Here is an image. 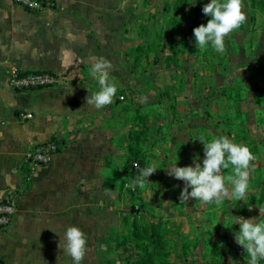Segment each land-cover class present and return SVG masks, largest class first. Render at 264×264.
I'll return each mask as SVG.
<instances>
[{
  "label": "crops",
  "instance_id": "crops-1",
  "mask_svg": "<svg viewBox=\"0 0 264 264\" xmlns=\"http://www.w3.org/2000/svg\"><path fill=\"white\" fill-rule=\"evenodd\" d=\"M53 1V9L35 14L0 0V114L6 118L0 126V198L20 191L11 227L0 231V264H73L58 247L68 226L87 236L82 264H139L153 241L188 238V221L164 215L162 192L120 187L113 111L85 102L98 91L90 69L100 57L111 62L109 82L115 78L123 88L140 82L128 67L131 52L149 45L148 0ZM253 41L252 61L264 57V32ZM12 64L49 69L65 85L14 92L7 86ZM187 107V120L178 117L169 125L182 124L191 134L205 128V111ZM21 111L32 117L20 119ZM51 139L61 142L52 161L31 168V147ZM105 188L112 191L105 194ZM177 204H169V212Z\"/></svg>",
  "mask_w": 264,
  "mask_h": 264
},
{
  "label": "rangeland",
  "instance_id": "rangeland-1",
  "mask_svg": "<svg viewBox=\"0 0 264 264\" xmlns=\"http://www.w3.org/2000/svg\"><path fill=\"white\" fill-rule=\"evenodd\" d=\"M210 2L148 0L149 45L137 46L131 52L128 67L130 75L140 82L123 88L111 78L117 93L114 103L106 107L113 111L115 121L118 184L132 187L127 173L130 160H136L142 168L154 163L160 169L148 177L152 184L135 190L162 192L159 200L167 206L164 215L188 221V238L175 243L164 240L161 264H248L246 251L234 239L239 224L233 222L241 216L264 222L259 210L264 208V57H254L253 61L251 57L253 38L264 32V0H243L246 23L225 38L222 53L210 45L198 50L195 44L193 29L210 19L202 12ZM115 69L123 74L122 67ZM188 105L197 112L204 110L207 124L192 134L182 124L169 125L178 117L182 122L187 120ZM128 118L130 124L125 122ZM220 136L246 145L255 156L245 202L228 198L216 205L190 198L180 204L184 182L169 176L166 169L176 157L178 167L194 166V161L203 166L200 140L206 143ZM222 174L232 175V167ZM226 186L231 192L227 181ZM171 203L179 207L172 208V213Z\"/></svg>",
  "mask_w": 264,
  "mask_h": 264
},
{
  "label": "clouds",
  "instance_id": "clouds-1",
  "mask_svg": "<svg viewBox=\"0 0 264 264\" xmlns=\"http://www.w3.org/2000/svg\"><path fill=\"white\" fill-rule=\"evenodd\" d=\"M193 6L195 3L192 4ZM243 0H211L203 6L202 12L210 17L206 25L201 24L193 29L195 44L198 50H206L210 45L214 51H225V38L246 23L247 15L244 11ZM69 56V53H65ZM72 61L65 65L68 68ZM111 62L104 57L96 59L90 69V75L100 85L99 91L86 98L88 105L102 109L114 103L117 87L109 82ZM204 146L203 166L194 161V166L178 167L175 162L167 170V174L184 182L179 200L186 204L192 198L203 204L215 203L221 205L225 199L231 198L245 202L249 190L250 169L254 167L255 156L243 144L234 143L227 136L214 137L209 142L200 140ZM232 167L233 174L225 176L223 170ZM139 168V165H134ZM158 168L154 163L139 168V175L132 182V187L144 189L148 180ZM231 185V192L226 186ZM191 189V191H189ZM112 190L105 188V194ZM264 215V208H259ZM233 224H239V231L234 233L235 242L241 246L248 256V264H259L264 260V222H256V218L245 219L235 217ZM60 237V236H59ZM58 247L63 248L73 264H82L87 253V236L77 226H68L63 237H60Z\"/></svg>",
  "mask_w": 264,
  "mask_h": 264
},
{
  "label": "built area",
  "instance_id": "built-area-1",
  "mask_svg": "<svg viewBox=\"0 0 264 264\" xmlns=\"http://www.w3.org/2000/svg\"><path fill=\"white\" fill-rule=\"evenodd\" d=\"M15 4L26 11L41 14L53 9V0H12ZM65 85L62 78L54 71L49 69H25L17 64L9 67L7 76V86L14 92H27L48 87H57ZM123 98V96H120ZM20 119H29L32 113L21 111L18 114ZM6 123V118L0 114V126ZM61 145L59 140H48L38 143L31 147L27 154V160L31 168L49 164ZM132 165H138L136 161ZM137 168V167H135ZM29 176H26V179ZM20 196L19 189H13L8 194L0 198V231H7L14 220L17 212V200Z\"/></svg>",
  "mask_w": 264,
  "mask_h": 264
},
{
  "label": "trees",
  "instance_id": "trees-1",
  "mask_svg": "<svg viewBox=\"0 0 264 264\" xmlns=\"http://www.w3.org/2000/svg\"><path fill=\"white\" fill-rule=\"evenodd\" d=\"M97 89L99 91V89H100L99 84H98ZM121 93H123V92H120L118 95L123 96V94H121ZM133 161H136V160H130V163L128 166V172H127L129 174L128 177H130L129 179H130L131 184H132L133 180L136 178V176L139 175V168H142L141 165L139 166V168L133 167V165H132ZM137 164L139 165L138 162H137ZM163 244H164V240H162L161 243H157V244H155L153 241V243L151 244L152 250L150 252L149 257L148 258L145 257L144 259H141L139 264H159V263L161 264L162 262H164V258H163V254H162ZM164 264H166V262Z\"/></svg>",
  "mask_w": 264,
  "mask_h": 264
}]
</instances>
